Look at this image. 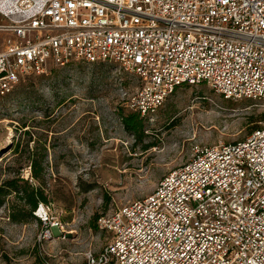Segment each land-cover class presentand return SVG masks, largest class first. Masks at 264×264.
<instances>
[{
    "label": "built area",
    "instance_id": "obj_1",
    "mask_svg": "<svg viewBox=\"0 0 264 264\" xmlns=\"http://www.w3.org/2000/svg\"><path fill=\"white\" fill-rule=\"evenodd\" d=\"M0 97L49 65L108 63L151 119L180 87L264 102V0H0ZM91 264H264V129L195 146L149 195L98 219Z\"/></svg>",
    "mask_w": 264,
    "mask_h": 264
},
{
    "label": "rangeland",
    "instance_id": "obj_2",
    "mask_svg": "<svg viewBox=\"0 0 264 264\" xmlns=\"http://www.w3.org/2000/svg\"><path fill=\"white\" fill-rule=\"evenodd\" d=\"M8 38L0 33V49ZM140 84L112 64L73 61L0 97V187L16 179L20 192L40 188L47 199L32 216L15 193L2 200L0 264L96 262L111 239L101 216L152 193L193 147L264 129V102L225 100L201 84L176 89L134 136L121 117L133 113L127 103ZM32 166L43 170L39 182Z\"/></svg>",
    "mask_w": 264,
    "mask_h": 264
},
{
    "label": "trees",
    "instance_id": "obj_3",
    "mask_svg": "<svg viewBox=\"0 0 264 264\" xmlns=\"http://www.w3.org/2000/svg\"><path fill=\"white\" fill-rule=\"evenodd\" d=\"M143 119L140 118L139 115L136 113H131L126 116L121 117V122L123 127L126 129L127 132L133 134L134 136L138 135V133L142 130V123ZM256 130H260V127L258 125H255L252 127L250 134L253 133ZM249 134V135H250ZM43 170L41 168L38 169L36 166L31 167V178L37 182H39L42 179L43 176ZM21 182L24 184L26 183L23 179H20ZM15 193L17 198H20L25 202V205L28 206V214L32 216V213L35 212L37 209L38 204H45L47 203V199L44 196L43 191L40 188H35L31 190H24L22 192L19 191L17 185H16V179H11L8 181H5L3 185L0 187V204L2 203V200L9 196L10 194ZM22 193V195H20ZM97 220V216L94 215L91 222H95Z\"/></svg>",
    "mask_w": 264,
    "mask_h": 264
},
{
    "label": "bare ground",
    "instance_id": "obj_4",
    "mask_svg": "<svg viewBox=\"0 0 264 264\" xmlns=\"http://www.w3.org/2000/svg\"><path fill=\"white\" fill-rule=\"evenodd\" d=\"M42 210V209H41Z\"/></svg>",
    "mask_w": 264,
    "mask_h": 264
}]
</instances>
